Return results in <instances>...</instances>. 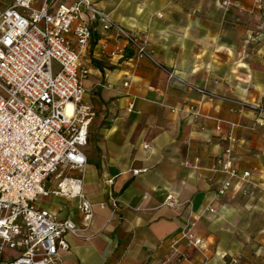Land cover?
I'll use <instances>...</instances> for the list:
<instances>
[{
	"label": "crops",
	"instance_id": "1",
	"mask_svg": "<svg viewBox=\"0 0 264 264\" xmlns=\"http://www.w3.org/2000/svg\"><path fill=\"white\" fill-rule=\"evenodd\" d=\"M95 1L144 38L163 68L130 48L118 53L125 42L105 38L95 24L80 55L94 110L83 146V189L94 215L86 223L76 199L50 194L38 202L77 224L64 264H177L171 237L188 220L210 247V264H264V0ZM228 146L232 165L251 172L252 193H244L246 181L216 169ZM178 248L199 257L185 240ZM18 254L5 247L0 264Z\"/></svg>",
	"mask_w": 264,
	"mask_h": 264
},
{
	"label": "built area",
	"instance_id": "2",
	"mask_svg": "<svg viewBox=\"0 0 264 264\" xmlns=\"http://www.w3.org/2000/svg\"><path fill=\"white\" fill-rule=\"evenodd\" d=\"M34 3L0 0V257L5 247H11L19 254L6 264H64L62 252L69 248L68 236L77 233V224L70 217L59 219L38 202L50 194L76 199L86 223L94 215L83 189L87 164L83 146L94 110L85 99L83 80L89 69L81 64L80 55L96 33L95 24L105 38L113 34L125 42L118 53L130 48L137 58L146 57L157 67L163 66L144 38L99 8L95 0H44L38 7ZM101 45L107 47L106 42ZM169 77L211 100L217 97L214 91L188 83L172 71ZM133 107L130 103L129 110ZM231 158L228 146L216 169L246 181L243 191L252 193L256 184L250 181L251 172L239 171ZM52 179L55 184L50 187ZM230 185L229 179L224 181L219 194H225ZM112 205L117 208L119 198L113 197ZM194 226L195 221L188 220L171 237V247L179 254L177 264H210V247ZM181 240L194 247L199 257L179 250ZM236 261L232 258L230 263Z\"/></svg>",
	"mask_w": 264,
	"mask_h": 264
},
{
	"label": "rangeland",
	"instance_id": "3",
	"mask_svg": "<svg viewBox=\"0 0 264 264\" xmlns=\"http://www.w3.org/2000/svg\"><path fill=\"white\" fill-rule=\"evenodd\" d=\"M44 2V0H35L34 6L38 7L40 5H42Z\"/></svg>",
	"mask_w": 264,
	"mask_h": 264
},
{
	"label": "bare ground",
	"instance_id": "4",
	"mask_svg": "<svg viewBox=\"0 0 264 264\" xmlns=\"http://www.w3.org/2000/svg\"><path fill=\"white\" fill-rule=\"evenodd\" d=\"M67 112L68 113H71L72 112V106H71V104H68V106H67Z\"/></svg>",
	"mask_w": 264,
	"mask_h": 264
}]
</instances>
